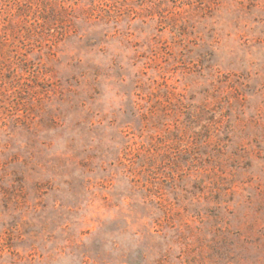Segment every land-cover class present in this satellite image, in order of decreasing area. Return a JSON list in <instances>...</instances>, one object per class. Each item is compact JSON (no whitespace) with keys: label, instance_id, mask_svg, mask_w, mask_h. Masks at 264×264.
I'll return each instance as SVG.
<instances>
[{"label":"rangeland","instance_id":"obj_1","mask_svg":"<svg viewBox=\"0 0 264 264\" xmlns=\"http://www.w3.org/2000/svg\"><path fill=\"white\" fill-rule=\"evenodd\" d=\"M0 264H264V0H0Z\"/></svg>","mask_w":264,"mask_h":264}]
</instances>
